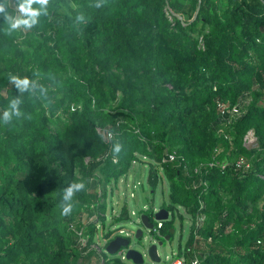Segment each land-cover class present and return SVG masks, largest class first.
Masks as SVG:
<instances>
[{
    "label": "trees",
    "instance_id": "trees-1",
    "mask_svg": "<svg viewBox=\"0 0 264 264\" xmlns=\"http://www.w3.org/2000/svg\"><path fill=\"white\" fill-rule=\"evenodd\" d=\"M26 2L0 0V264H129L90 218L133 162L169 183L157 239L189 215L176 257L264 264V0Z\"/></svg>",
    "mask_w": 264,
    "mask_h": 264
},
{
    "label": "rangeland",
    "instance_id": "rangeland-1",
    "mask_svg": "<svg viewBox=\"0 0 264 264\" xmlns=\"http://www.w3.org/2000/svg\"><path fill=\"white\" fill-rule=\"evenodd\" d=\"M10 2H12V0H10ZM250 144L252 143H247V145ZM148 177V164L143 162H133L131 165V169L128 171V173L122 175L118 183L112 182L107 186L106 196H103L102 194L104 191V187L101 186L99 188L100 194H102L100 201H105L106 203V226H103V224L98 220L97 216H93L90 218V220H94L95 223H97L98 228L96 243L93 244L92 247H95L98 251L104 250V239L101 237V234L105 233L106 230L117 227L118 224L115 223L116 218L123 213V209L125 206L130 212L129 216L133 213L135 214L131 216L130 220L132 221L124 222V235L127 234L128 229L132 230V232H135L137 230V228L139 227V225L137 224V220L140 217L141 213H144V211L149 209L151 206L155 208H160L163 202L168 200V181L163 178L162 182L160 183V185H158L157 190L153 196V194H151L152 192L148 183ZM176 213L177 214L175 215V233L173 239H170L169 241L166 240L162 246L158 247V252L162 260L160 262H152L147 260L145 264H168L171 259L176 257L179 243H184L186 241L191 223V221L189 220V215L183 208L177 210ZM83 214L86 215L85 212ZM170 216L172 217V214ZM84 218L85 221L88 220L86 216H84ZM135 240L136 239H132V246L138 248V245H136ZM141 241L146 244H149V242L151 241L150 233L145 229L144 236ZM83 244H86L85 238L82 239V245ZM128 263L132 264L130 262Z\"/></svg>",
    "mask_w": 264,
    "mask_h": 264
},
{
    "label": "water",
    "instance_id": "water-1",
    "mask_svg": "<svg viewBox=\"0 0 264 264\" xmlns=\"http://www.w3.org/2000/svg\"><path fill=\"white\" fill-rule=\"evenodd\" d=\"M179 17L182 18L181 15ZM170 215V211L164 207H154L153 215L146 212L141 213L137 220V224L139 225L137 230L132 232V230L128 229L127 234H119L110 240L104 246V253L111 257H121L132 264H145L147 260L160 262L162 259L159 255L158 247L162 246L166 240L169 241L171 239V234L174 235L175 228H172L170 234H167L163 239H157L153 232L157 221L168 220L171 218ZM144 229L150 233L151 241L149 244L141 241L144 236ZM132 239H136L135 242L138 248L132 246Z\"/></svg>",
    "mask_w": 264,
    "mask_h": 264
},
{
    "label": "clouds",
    "instance_id": "clouds-1",
    "mask_svg": "<svg viewBox=\"0 0 264 264\" xmlns=\"http://www.w3.org/2000/svg\"><path fill=\"white\" fill-rule=\"evenodd\" d=\"M30 2L31 0H27V2L22 5V7L25 8V10H29L30 9ZM43 2V0H42ZM35 11V10H33ZM20 23H25V21L23 20H17V21H12L10 22V28L11 29H15ZM18 85L21 86H27V81L21 80L17 82ZM13 107L15 108V105L13 103ZM9 118V113L7 111H5L3 118L0 119V122L6 121ZM85 184L82 180L79 181H73L66 189H64V196H63V200L67 201L70 200L73 196L74 192H78L82 189H84ZM73 210V205L70 203H62V215H68L69 213H71Z\"/></svg>",
    "mask_w": 264,
    "mask_h": 264
},
{
    "label": "built area",
    "instance_id": "built-area-1",
    "mask_svg": "<svg viewBox=\"0 0 264 264\" xmlns=\"http://www.w3.org/2000/svg\"><path fill=\"white\" fill-rule=\"evenodd\" d=\"M15 9L19 10L18 7H15ZM20 16H22V12H21V10H20V13H17V16H16V17L19 18ZM235 111H236V110H235ZM111 137H112V134H111V133H108V138H111ZM253 138H254V139H253ZM255 139H256V136H255V134H254V131L251 130V131H249V132L247 133V135L245 136V143H246V144H247L248 142L253 143V142L255 141ZM250 140H252V141H250ZM173 158H174V156H173V155H170V159H173ZM114 160L117 161L116 158H114ZM162 225H163V221L158 220V221H157V224H156V227H155V229H154V232H156L157 234H160V228L162 227ZM124 232H125L124 229L120 230V233L123 234ZM103 251H104V250H103ZM168 264H199V260H198V259H194L191 263H188V262H187L185 259H183V258L175 257V258L171 259V260L169 261Z\"/></svg>",
    "mask_w": 264,
    "mask_h": 264
},
{
    "label": "crops",
    "instance_id": "crops-1",
    "mask_svg": "<svg viewBox=\"0 0 264 264\" xmlns=\"http://www.w3.org/2000/svg\"><path fill=\"white\" fill-rule=\"evenodd\" d=\"M129 213H130V212H129ZM133 214H135V213H133ZM133 214H132V215H133ZM132 215L129 216V220H127V222L132 221V220H130Z\"/></svg>",
    "mask_w": 264,
    "mask_h": 264
}]
</instances>
